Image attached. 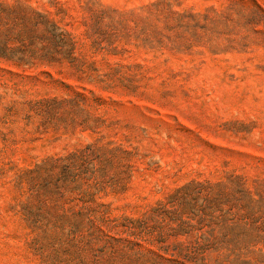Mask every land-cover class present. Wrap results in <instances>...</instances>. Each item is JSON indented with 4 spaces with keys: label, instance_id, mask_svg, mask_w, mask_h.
<instances>
[{
    "label": "rangeland",
    "instance_id": "obj_1",
    "mask_svg": "<svg viewBox=\"0 0 264 264\" xmlns=\"http://www.w3.org/2000/svg\"><path fill=\"white\" fill-rule=\"evenodd\" d=\"M151 251L264 264V0H0V264Z\"/></svg>",
    "mask_w": 264,
    "mask_h": 264
},
{
    "label": "trees",
    "instance_id": "obj_2",
    "mask_svg": "<svg viewBox=\"0 0 264 264\" xmlns=\"http://www.w3.org/2000/svg\"><path fill=\"white\" fill-rule=\"evenodd\" d=\"M244 192V190H242ZM244 197L248 198L250 202H253L255 199L251 194V191L245 190ZM81 226V227H80ZM80 227L79 230L83 231H90L95 232L96 230H92L89 226L85 227L83 222L78 223V226ZM238 237V236H237ZM237 237H232L229 239V242H234ZM225 241V240H224ZM204 255V254H203ZM200 256L197 258V255L194 254V256L188 255L187 253L184 254L182 251L176 253H169L168 252H149V254H144L142 252H138L137 260L138 262H142V264L147 263L148 261H153L154 264H209L205 260V256ZM238 264V258L234 257L231 258V254H218L214 258V264Z\"/></svg>",
    "mask_w": 264,
    "mask_h": 264
}]
</instances>
